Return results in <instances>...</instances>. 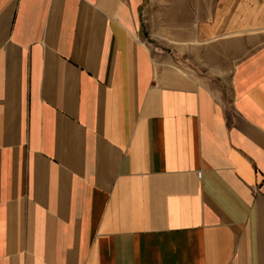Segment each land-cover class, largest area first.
<instances>
[{"label": "crops", "instance_id": "crops-1", "mask_svg": "<svg viewBox=\"0 0 264 264\" xmlns=\"http://www.w3.org/2000/svg\"><path fill=\"white\" fill-rule=\"evenodd\" d=\"M0 264H264V0H0Z\"/></svg>", "mask_w": 264, "mask_h": 264}]
</instances>
